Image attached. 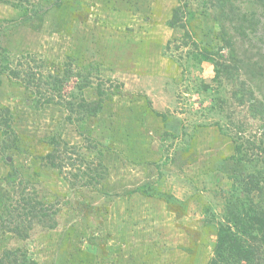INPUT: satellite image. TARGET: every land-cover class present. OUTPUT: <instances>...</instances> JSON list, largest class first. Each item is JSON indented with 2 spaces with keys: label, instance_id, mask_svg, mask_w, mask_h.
Instances as JSON below:
<instances>
[{
  "label": "rangeland",
  "instance_id": "obj_1",
  "mask_svg": "<svg viewBox=\"0 0 264 264\" xmlns=\"http://www.w3.org/2000/svg\"><path fill=\"white\" fill-rule=\"evenodd\" d=\"M32 1L38 10L27 16L0 5V49L19 59L31 53L32 64L43 59L49 72L91 73L95 84L108 81L121 94L97 117L69 121L64 105L34 109L25 88L0 75V107L13 111L20 144L0 151V194H9L2 180L13 164L28 191L35 187L41 201L58 207L55 229L38 226L27 240L0 233V255L22 246L39 264H208L233 182L234 136L261 125L231 97L239 79L213 81L214 64L193 58L202 43L228 54L213 10L189 2L198 49L185 43L193 40L183 28L168 25L178 0ZM77 81L66 82V99ZM85 97L96 98V86ZM52 136L78 146L88 161L103 153L109 175L97 189L81 179L73 187L67 173L46 164ZM143 183L178 201L143 196L135 191Z\"/></svg>",
  "mask_w": 264,
  "mask_h": 264
},
{
  "label": "trees",
  "instance_id": "obj_2",
  "mask_svg": "<svg viewBox=\"0 0 264 264\" xmlns=\"http://www.w3.org/2000/svg\"><path fill=\"white\" fill-rule=\"evenodd\" d=\"M197 1L207 10H213V19L220 27L217 38L228 48L227 55L221 52L223 48L215 51L203 43L201 48L200 42L192 39L196 13L188 9L190 0H178L168 25L183 28L185 37L193 40L185 43H194L201 48L193 53L194 59L199 63L209 61L214 64L213 81L220 82L223 77L232 82L240 80V87L232 91L231 97L240 105L247 104L252 115L261 121L258 131L247 134L249 130L242 129L234 136V153L229 156L233 172H228L233 182L217 226L214 254L208 264H264V0ZM3 4L23 10L25 16L38 10L39 5L32 0H0V5ZM28 54L19 59L20 56L0 49V75L7 73L10 79L21 84L29 93V105L34 109L49 103L62 104L69 112V121L86 122L97 117L107 102H113L115 96L121 94L120 89L112 88L108 81L101 79L95 84L91 73L69 68L49 72L43 59L34 65L32 63L38 59ZM15 59L18 60L13 65ZM240 72L246 77L244 80L240 79ZM74 76L78 79L77 84L66 99L63 89ZM93 86H96L97 97L88 99L85 90ZM256 91L260 97L256 96ZM14 119L10 107H0V151L20 148ZM46 142L50 146L43 156L46 164L67 173L73 187L81 179L97 189L109 175L102 152H98L99 160L93 162L84 157L78 146L62 137L52 136ZM5 162L9 164L7 159ZM220 167L219 170H223L225 164ZM218 173L222 174L221 171ZM2 181L9 194H0V233L9 232L14 239L27 240L38 226L57 228L58 207L55 209L53 204L41 201L35 187L33 192L28 191L25 179L13 164ZM135 191L167 202L178 201L173 193L154 188L149 183L137 186ZM27 192L30 198L26 200ZM13 195L18 198L13 200ZM0 264H39V261L22 246H7L3 247Z\"/></svg>",
  "mask_w": 264,
  "mask_h": 264
}]
</instances>
